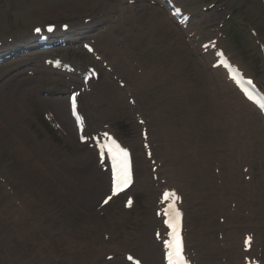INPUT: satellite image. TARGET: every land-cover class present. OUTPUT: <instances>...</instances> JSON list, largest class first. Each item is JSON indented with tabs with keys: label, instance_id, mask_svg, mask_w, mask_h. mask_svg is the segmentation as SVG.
<instances>
[{
	"label": "bare ground",
	"instance_id": "obj_1",
	"mask_svg": "<svg viewBox=\"0 0 264 264\" xmlns=\"http://www.w3.org/2000/svg\"><path fill=\"white\" fill-rule=\"evenodd\" d=\"M121 21L123 23L121 25L128 24L127 37L120 38L118 35H112L113 27H111L108 34H99V41L115 57L117 72L128 76L130 84L127 87L129 90L150 98L156 106L152 115L156 127L160 128V132H157L158 143L160 146L167 145L172 156L170 161L172 165L167 162L169 176L189 179V185L192 184L194 187L195 198L199 197L201 204L208 212L204 211L201 226L206 232H214L217 226L214 225L213 216L211 215L217 210L226 212L227 208L225 206L229 199L231 197L240 199L241 197L238 192H234L235 185L233 183L235 182L232 181L234 180L232 172H234L237 164L232 163V157L234 152L241 149V145L245 141H249L253 136H264V127L257 124L260 117L251 104L246 101H234L231 97L233 88L230 85L223 84L222 73L205 70L208 77L203 78L200 70H189L182 66L183 60L177 55L175 41L170 37L162 38L160 30L165 21L154 17L146 18V20L136 18L134 12L128 15L122 13ZM138 22L144 24L142 31L139 28H133L138 26ZM170 26L174 28L172 25ZM86 33L87 30L80 29L74 34L75 36H84ZM117 43H124L128 51L121 52L116 49ZM137 47L150 55L153 64L147 62L146 65L140 59L139 49V54L136 52ZM133 57L139 58L138 67L143 69L142 76L132 68L130 59ZM20 86L19 84L18 89L10 94L12 103L15 106L21 104ZM220 92L225 94L223 98L219 95ZM27 93H29L28 90L23 91V97ZM123 96H126L123 91H120V93L112 92L110 95L103 96L101 104L111 110H123ZM238 107L241 109V116L236 112ZM137 108L139 109V105H137ZM167 108L171 111V116L164 113ZM55 109L69 127L70 121L64 113V104L58 103ZM3 110L4 116H7L8 108L3 106ZM183 110H188L189 114L184 115ZM234 125L237 126L236 131L233 129ZM253 129H255V132H253ZM214 160L221 162V171L224 168H228L230 171V173H225V178L221 173L224 180L221 188L227 193L222 203L215 200L214 183L211 178V174H214L215 170V163L212 165ZM62 165L67 172L66 176L68 174L74 175L76 179H80L81 189L85 190L96 185L90 181V173L89 175L85 174L83 170L84 167L89 166L88 160L76 158L73 162H63ZM146 173L145 170V175L143 174V180L140 179L138 188L147 195L148 205H151V199L154 195H152L153 190L149 175ZM240 204L243 207L251 206V204L246 205L242 202ZM257 207L255 215L258 222L254 225L249 223L247 224L248 227L264 224V205L260 201ZM227 217L229 220L226 226L230 227V233L225 236L224 243L232 253V250L234 251L232 243L238 237L244 218L239 219V215L230 214H227ZM152 223L155 224V219L154 221L150 220V227ZM150 227L143 236H139L140 241H143L142 245L149 257V264H160V247L151 240ZM196 240L197 238H195ZM197 246L201 253V264L217 263L216 258L221 256L219 251L214 252L206 249L204 240L197 243ZM236 260L239 261L235 258V262ZM235 262H232L231 259L229 264Z\"/></svg>",
	"mask_w": 264,
	"mask_h": 264
},
{
	"label": "rangeland",
	"instance_id": "obj_2",
	"mask_svg": "<svg viewBox=\"0 0 264 264\" xmlns=\"http://www.w3.org/2000/svg\"><path fill=\"white\" fill-rule=\"evenodd\" d=\"M114 1V0H112ZM122 1V0H120ZM119 1V2H120ZM182 4L187 6L188 10L196 16V14L202 15V20L199 23L197 20H195V23L198 25L200 29H203L205 32V36H213L210 34V29L213 28V25L219 22L220 20H223L224 17L228 14L225 12L224 14H217L216 11L213 13H204L202 14L201 9L205 7L206 5H209L212 2L219 1L220 3L225 4L229 10L228 12L232 10H236L237 16H234L232 19L228 31L232 32L234 31L237 35H239L238 40V46L243 50L245 54L248 55V61L246 62L247 68L253 73V75H256L257 78L260 80V82H264V65L261 60L260 56V50L258 46L254 43L252 37L248 33V24H252L255 29H257L260 32V39L264 43V7L261 2V0H179ZM115 2V1H114ZM140 7L136 6L132 7L136 10L138 13L137 16L141 18H148V16L151 17L150 14H152L149 10V8H152L150 6L148 0H141ZM120 5V3L118 4ZM113 8H116L115 4H112L109 2V0H0V40L6 38L7 36L16 35L19 33H25L28 32L33 26L38 24H44L45 22H60V21H72L75 22L78 21L81 22L83 17H92L96 19L97 17H109L116 22V19L119 18L118 12L113 11L110 12V10ZM126 10H124V13L131 12L132 8L124 7ZM155 10H157V14H152V16H157L160 19H165L166 15H162V12L158 10L156 7ZM232 8V9H231ZM234 8V9H233ZM113 13H116V15ZM112 16V17H111ZM205 18V19H204ZM251 22V23H248ZM204 22V23H203ZM81 24V23H80ZM162 29V38L171 35L173 37V40H176V46L179 48L178 52L186 57V58H180L183 60V67L187 69L196 68L201 69L202 76L204 78L205 72L203 71L205 68L208 69L209 66L205 67L199 57L197 52H192L186 47H183V38L180 35L179 31L177 29H168L167 24H165ZM197 26L193 24L190 29H194ZM122 29L126 33L127 30L125 26H121L119 28H116L115 30ZM116 34V31L114 32ZM139 48V47H138ZM137 48V49H138ZM140 53H141V49ZM229 50L231 48L229 47ZM193 54L194 56H192ZM144 60L149 61V59H146V56H142ZM14 72H18V68L14 65H6L5 67L0 68V148L2 151H6V139L4 136L10 135L17 136L18 131L16 125L20 124L24 127V130L26 133H28L29 127V118L34 116L35 111V105L38 102H44V100H47V104L55 111V108L51 105L55 104L53 101L50 104L49 100L47 98H58L59 96H45L44 92L50 91L51 88L48 89H42L41 84L39 82L33 81L32 83H28V85H24L21 87V91L30 90L29 95L25 98L20 97V100L22 99V104L14 107L12 105V100L10 99V96H8V99L6 97V103L5 105L8 107L9 112L11 113L10 116L7 118H3L2 111H1V97L4 96L3 93L10 94L14 90V85L16 81H19V79L15 80H8L9 75L11 76L14 74ZM120 78H122L126 83H128L130 80L127 75L125 74H119ZM7 80V82H4ZM107 83H111L113 87L107 86ZM64 88H68V85H64ZM105 88V89H104ZM114 91H118V87L115 84L114 81H112L109 78H104L102 86L100 88V95L101 92L110 95V89ZM3 92V93H2ZM223 95V94H222ZM140 96V101L142 102V109H139L140 112L144 114L145 117H152V115L149 113V111H153L156 107L155 105H152V102L147 97L144 98L143 94L140 93L138 95V99ZM234 96V93H232V97ZM47 97V98H46ZM239 99V98H238ZM66 101V100H65ZM237 101V99H236ZM22 105V106H21ZM95 105V102L92 104V106ZM96 105L99 106L98 109H104L105 106L100 104L99 102H96ZM23 107V109H22ZM23 111L20 115L19 111ZM65 112L68 116V106L66 104L65 106ZM123 113L115 110L114 112H110L107 114V118L109 121H112L118 125L119 128H123V134L127 141H129L131 144L135 143L136 140L139 139V130L137 129V125L134 121V118L130 115L127 109L122 111ZM169 111L166 110V113ZM258 125L261 124L260 122L257 123ZM236 127V126H235ZM234 127V128H235ZM253 132H255V129H253ZM41 137V135H40ZM27 139V138H26ZM43 140H46L45 137ZM25 142H28V140ZM50 147L45 152L46 154L42 153V156L44 160L51 159L54 162V165H51L52 168H55L53 170V173H56L57 167H59L60 162L62 161L63 156L68 158V156H72L71 154H77L80 156L87 155V152H78L76 147L72 151H63V149L53 145L51 142ZM27 147L29 149L35 148L33 145H31L29 142L27 143ZM245 147H248L250 149V153L248 155L249 158V165L251 164V167L254 171V177H255V185L257 189V193H259V198L262 195L264 198V136L253 138L250 142H246L244 144ZM135 149L136 154L138 158V165H139V155L143 157L141 146H136L135 143ZM0 149V172L3 177H8L10 181L13 183V186H16L18 191L22 192V194L30 195L29 187L25 184V180L21 176L22 167L19 165H16L14 162L11 161L6 155L2 154V151ZM247 149V148H246ZM248 149V150H249ZM59 152V153H56ZM140 153V154H139ZM167 154V153H166ZM74 156V155H73ZM7 157L8 159H6ZM234 161V158H233ZM55 166V167H54ZM60 168V167H59ZM61 169V168H60ZM45 170V169H44ZM62 170V169H61ZM138 172H140V165L138 167ZM238 176L240 182L242 183V174L241 170H238L236 173ZM95 181L98 183V185L101 184L100 181H98L97 177H94ZM58 184H60L64 190H67L66 193H70L73 197V204L80 207V210L76 213L70 216L71 218H68L64 220V217L60 220L62 221L59 225V222L56 223L53 227L45 229L44 235L47 236V234L53 238L54 243L53 245L57 248V251L59 255H72L74 257V261L76 264H105L103 259L102 253L98 254V251H95L94 256L90 260L87 261V257L90 258L91 254V247H87L86 249H80L81 245L78 244L80 248H71L68 241L61 242L60 238L62 235H58V231L63 226V223L67 228H70L72 230H77L80 238H82L85 242H98L101 243L102 240L99 238L100 234H102L104 231L107 230H113L114 232H117L118 236L114 237V246L116 248H111V251L118 254L122 252H134L140 257H142L147 264H149L148 261V255L143 250V241H139L135 236H143L145 233L144 231L148 228V222L145 224V221H149V218H152L153 216V209H148L146 205V197L140 195V207L138 209V212L135 213L130 220H126L125 224L119 226V227H113L109 225L110 218L112 216V212L108 214V216L99 221L96 217V209L100 203V200L102 198V193L97 197L96 199L92 198V201H90V197L93 193H91V190L89 191V194L86 196H79L78 194L74 193L72 191V188L69 189L70 186H64L63 183H61V180L58 179ZM261 189L260 190V186ZM243 186V183H242ZM241 188V187H240ZM245 191L246 188H245ZM90 203V205H88ZM89 207V208H88ZM110 208H114L115 212L117 209V203L112 205ZM154 208V207H153ZM229 208V204H228ZM200 209V208H198ZM197 210H194V216L196 219H198V213ZM44 211V214L41 216L42 218L44 216L50 215L49 217L56 216L55 210H49L47 212L46 209H42ZM53 218V219H54ZM84 220H86L84 222ZM247 220V219H246ZM10 222L8 224H3V220H0V264H18V258L22 255L21 245L17 243L15 240V233H13L14 229L15 231L19 228V226L14 227L12 225V220H9ZM248 221V220H247ZM13 227V228H10ZM45 228V227H44ZM88 228V229H87ZM262 229L261 234L264 238V226L260 227ZM153 233V229H151ZM70 232V230H68ZM71 233V232H70ZM130 233V234H129ZM88 234V235H87ZM129 234V235H128ZM241 235V234H240ZM124 236H128L130 239V242L124 243ZM40 238H44L43 235L40 236ZM134 238V240H132ZM139 239V238H138ZM35 240V239H34ZM137 240V241H136ZM264 240V239H263ZM215 243H216V237H215ZM214 244V242H213ZM261 244L264 246V241L261 242ZM138 246V249H137ZM108 248V245H107ZM103 250V248H101ZM142 249V250H141ZM86 257V258H85ZM99 260V262H98ZM71 262V261H70ZM115 264H125L122 257H117V259L114 262ZM111 264V263H106Z\"/></svg>",
	"mask_w": 264,
	"mask_h": 264
},
{
	"label": "snow or ice",
	"instance_id": "obj_3",
	"mask_svg": "<svg viewBox=\"0 0 264 264\" xmlns=\"http://www.w3.org/2000/svg\"><path fill=\"white\" fill-rule=\"evenodd\" d=\"M39 31V29H37ZM107 136V134H105ZM115 144V141L112 142ZM101 152L100 155L103 158L105 152V148H107V151L109 153L113 154V160H116L118 158L121 159V179L119 183H117V171L116 167L113 168V183H114V194L117 187H123L126 186L129 183V178L127 175V151L123 148H120L119 145H116V148L119 149L118 152H113V148L109 145H100ZM175 193H164L165 199H168L169 196H174ZM111 199V197H109ZM107 203V200L105 201ZM167 222V221H166ZM170 228H174L172 224H169ZM250 239V238H249ZM246 244L248 241L245 242ZM166 247L169 249L168 253L166 254V259L168 261V264H187V261L183 257V248H182V240L178 233H176L175 242L171 243L166 241L165 242ZM129 259H132L129 257Z\"/></svg>",
	"mask_w": 264,
	"mask_h": 264
}]
</instances>
